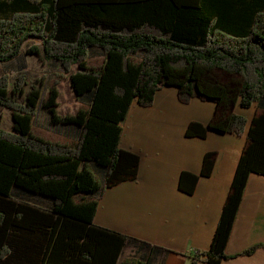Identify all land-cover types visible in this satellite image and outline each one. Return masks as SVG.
Listing matches in <instances>:
<instances>
[{
    "label": "trees",
    "instance_id": "16d2710c",
    "mask_svg": "<svg viewBox=\"0 0 264 264\" xmlns=\"http://www.w3.org/2000/svg\"><path fill=\"white\" fill-rule=\"evenodd\" d=\"M34 39L42 44H29L26 52L60 63L87 105L58 111L65 73L45 98L42 81L0 74V106L13 117L12 130L0 127V264H24V254L36 256L34 264L152 263L151 256L122 258L140 240L94 218L105 190L135 180L140 170L139 154L120 146L130 109L134 102L151 107L165 86H175L181 102L216 103L209 124L190 122L186 136L205 139L209 129L246 134L211 246L189 255L191 264L229 258L249 175L264 174V0H0V62ZM96 49L103 58L91 66ZM40 105L52 125L79 126L80 136L65 142L35 135ZM237 107L256 108L250 123ZM217 157L209 151L200 173L182 171L179 189L192 194ZM15 188L47 197L52 209L15 199Z\"/></svg>",
    "mask_w": 264,
    "mask_h": 264
},
{
    "label": "crops",
    "instance_id": "0c3cea01",
    "mask_svg": "<svg viewBox=\"0 0 264 264\" xmlns=\"http://www.w3.org/2000/svg\"><path fill=\"white\" fill-rule=\"evenodd\" d=\"M94 52L102 61L103 53L99 49ZM23 56L37 57L22 50L16 58L5 63L10 65L16 59L22 61ZM44 63L55 71H64L58 62L50 60ZM23 66L20 64V69L23 70ZM67 80L70 83L68 75ZM49 87L43 84V98ZM177 94L175 86H165L157 92L151 107L134 102L120 146L139 154L138 176L135 180L106 189L98 200L94 218L96 225L143 242L125 247L124 259L131 256H125L128 251L133 255L139 252L151 256L150 264H191L189 255L192 250L210 248L246 143V134L238 136L214 129L208 130L205 139L186 136L190 122L200 121L208 125L217 106L212 101L199 98L184 103ZM75 98L82 107L87 105V98L84 101ZM236 111L246 116L250 123L256 108L237 107ZM50 121L49 111L43 105L38 106L32 127L35 135L46 138L47 134L55 139L52 141L68 142L81 134L79 126L52 125ZM209 151L218 152L213 173L208 177L200 176L192 194L181 191V172L200 173L203 158ZM12 195L19 201L27 199L48 210L53 207L52 200L47 197L33 196L18 188ZM257 244L264 245V174L253 173L249 175L228 240L226 252L231 256L222 264H264L263 245L250 255L241 254ZM21 257L24 264H34L36 260V256L31 254Z\"/></svg>",
    "mask_w": 264,
    "mask_h": 264
},
{
    "label": "rangeland",
    "instance_id": "374dc122",
    "mask_svg": "<svg viewBox=\"0 0 264 264\" xmlns=\"http://www.w3.org/2000/svg\"><path fill=\"white\" fill-rule=\"evenodd\" d=\"M29 44H37L38 46H40L42 42L38 39L31 40L23 48V51L26 50V47ZM94 53L95 52H92L89 65L98 66L100 65L101 60H100V57L96 56V54ZM17 60L18 59H16V61L15 60L12 61L10 65L6 64L3 61L0 62V74L6 72V74L11 79H13L17 74H19V72H21V73H25L30 81H36V82L42 81L43 82L42 84L51 85L54 82L55 78H58L57 75H62V73H65V76L60 78V88L62 91H61V96L59 100L58 111L61 113L74 112L78 109V107L81 106L80 105L81 102L78 101L72 93L70 83L67 80V73L65 71L63 72L55 71L49 66V64H46L38 60L37 57H34V56H29V57L23 56V59H21L22 61H17ZM20 64H24L23 70L22 68L20 69ZM12 120H13V117H12L11 111L5 107L0 106V127L4 128V130H12V126H13ZM50 137L52 136L46 134V138H50ZM50 140H55V139L50 138ZM92 168L95 171V174L97 175V177L101 180L100 174L96 170V167L92 165ZM126 255L132 256L133 254L127 251V254H125V256ZM134 255L139 257L141 261L146 260L148 257L147 255L145 254L143 255L142 253H139V252H136Z\"/></svg>",
    "mask_w": 264,
    "mask_h": 264
},
{
    "label": "built area",
    "instance_id": "2783aa9c",
    "mask_svg": "<svg viewBox=\"0 0 264 264\" xmlns=\"http://www.w3.org/2000/svg\"><path fill=\"white\" fill-rule=\"evenodd\" d=\"M191 252L193 253V252H195V250H192Z\"/></svg>",
    "mask_w": 264,
    "mask_h": 264
}]
</instances>
